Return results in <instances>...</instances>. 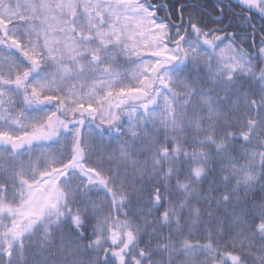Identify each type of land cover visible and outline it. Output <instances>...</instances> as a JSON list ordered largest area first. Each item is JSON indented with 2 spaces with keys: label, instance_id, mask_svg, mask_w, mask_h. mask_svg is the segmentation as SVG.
<instances>
[{
  "label": "snow or ice",
  "instance_id": "snow-or-ice-1",
  "mask_svg": "<svg viewBox=\"0 0 264 264\" xmlns=\"http://www.w3.org/2000/svg\"><path fill=\"white\" fill-rule=\"evenodd\" d=\"M0 264H264V0H0Z\"/></svg>",
  "mask_w": 264,
  "mask_h": 264
}]
</instances>
